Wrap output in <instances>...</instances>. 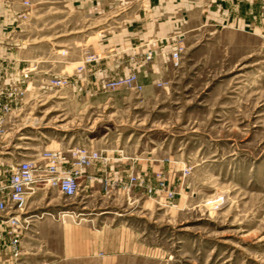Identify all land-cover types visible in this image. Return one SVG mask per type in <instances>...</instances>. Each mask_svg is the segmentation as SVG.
Masks as SVG:
<instances>
[{
  "label": "rangeland",
  "instance_id": "rangeland-1",
  "mask_svg": "<svg viewBox=\"0 0 264 264\" xmlns=\"http://www.w3.org/2000/svg\"><path fill=\"white\" fill-rule=\"evenodd\" d=\"M0 1L16 13L0 35L38 52L44 67L43 88L22 91L3 126L0 193L12 164L86 145L138 167L129 194L121 178L104 180L107 194L122 195L110 194L101 209L78 202L77 212L74 199H64L58 213L67 216L54 213L62 226L87 220L108 230L109 251L123 245L108 264H264V25L193 32L180 68L150 90L138 75L144 88L136 93L105 87L125 75L73 73L98 28L68 26L69 0ZM258 1L254 14L260 4L264 12ZM92 54L99 56L83 59ZM54 79L69 82L58 87Z\"/></svg>",
  "mask_w": 264,
  "mask_h": 264
},
{
  "label": "crops",
  "instance_id": "crops-1",
  "mask_svg": "<svg viewBox=\"0 0 264 264\" xmlns=\"http://www.w3.org/2000/svg\"><path fill=\"white\" fill-rule=\"evenodd\" d=\"M258 4V0H69L63 10L68 26L98 28L91 37L94 42L90 49L82 51L78 58L81 61L74 63L73 73H83L85 78L95 80L135 72L145 90L153 89L172 75L171 53L178 44L187 43L193 32L221 24L228 28L248 27L252 21L263 26L261 4L258 14L253 13L257 11L253 7ZM14 14L12 6L0 1V28ZM76 18L82 22H74ZM4 38L0 35V103H9L14 108L18 103L9 99L8 92L14 88L20 91L43 88L44 67L40 65L38 52H30L25 45L13 48ZM90 52H97L99 59L86 64V71L78 72L83 56ZM85 87L95 90L89 82ZM2 117L5 115L0 110ZM11 117L12 114L7 115L5 122H10ZM7 137L0 139V149ZM120 160L116 158L108 164L94 162L85 170L79 180L80 191L69 204L75 212L82 202H98L101 209L108 203L110 194L122 195L120 189L107 194L103 186L104 180L121 178L124 182L129 181L130 170L135 166ZM9 177L3 186L5 188ZM0 196L5 198L7 190ZM27 199L26 211L0 213V264H93L94 261L96 264H108L111 256L123 249L122 245L120 250L115 246L116 249L109 251V231L85 223L87 220L69 226L56 221L54 213L67 216L68 212L58 213L66 202L55 188L38 185L33 192H28ZM101 213L96 214L102 216ZM11 216L17 217L21 224L14 228L6 223L5 220ZM27 222L30 225L25 224ZM14 233H20L21 255L18 259L7 247Z\"/></svg>",
  "mask_w": 264,
  "mask_h": 264
},
{
  "label": "built area",
  "instance_id": "built-area-1",
  "mask_svg": "<svg viewBox=\"0 0 264 264\" xmlns=\"http://www.w3.org/2000/svg\"><path fill=\"white\" fill-rule=\"evenodd\" d=\"M24 5H28V2H24ZM184 50V45L180 43L171 53L172 65L176 69L180 68ZM98 58L99 56L95 54L87 55L83 64L77 67V71L83 72L86 64L94 62ZM68 82L66 79H54L52 84L63 87ZM157 85L162 86L163 84L158 83ZM105 87L109 89L125 87L136 93L141 92L144 88L139 84L138 74L135 72L109 82ZM19 91L14 88L8 92L9 99L13 101L17 96H21L23 93L22 91L19 93ZM0 110L5 115V117L0 118V139H3L7 135L3 128L6 123L5 118L12 113V108L9 103L1 102ZM94 162L108 164L110 158L103 151L91 149L86 145H77L69 148L46 149L39 153V158L36 161L26 160L12 164L8 185L4 188V190H7V196L0 198V213L9 210L15 213L23 212L26 209L28 192H33L38 185L57 189L65 199L74 198L80 191V178ZM137 180V177L131 176L127 184L123 180L119 181L120 184L124 185L125 192L129 194ZM119 181H116L117 184ZM163 185L164 183L161 182V186ZM11 218L12 216L7 218L5 222L12 221L10 224L14 228L21 224L20 221L13 222ZM7 247L15 259L21 255L20 241L15 234H12Z\"/></svg>",
  "mask_w": 264,
  "mask_h": 264
},
{
  "label": "bare ground",
  "instance_id": "bare-ground-1",
  "mask_svg": "<svg viewBox=\"0 0 264 264\" xmlns=\"http://www.w3.org/2000/svg\"><path fill=\"white\" fill-rule=\"evenodd\" d=\"M11 219H13V222H19L20 220H16L17 219V217H12ZM12 221H9V222H7V223H11Z\"/></svg>",
  "mask_w": 264,
  "mask_h": 264
}]
</instances>
